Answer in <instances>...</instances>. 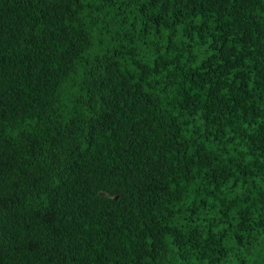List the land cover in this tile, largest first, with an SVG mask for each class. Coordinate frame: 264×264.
<instances>
[{
  "label": "trees",
  "instance_id": "trees-1",
  "mask_svg": "<svg viewBox=\"0 0 264 264\" xmlns=\"http://www.w3.org/2000/svg\"><path fill=\"white\" fill-rule=\"evenodd\" d=\"M0 264H264V0H0Z\"/></svg>",
  "mask_w": 264,
  "mask_h": 264
}]
</instances>
